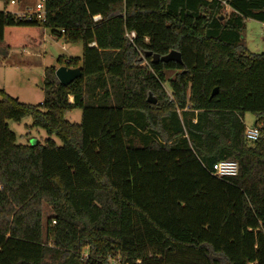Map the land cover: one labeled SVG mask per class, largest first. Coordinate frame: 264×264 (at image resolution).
Instances as JSON below:
<instances>
[{
	"label": "trees",
	"instance_id": "1",
	"mask_svg": "<svg viewBox=\"0 0 264 264\" xmlns=\"http://www.w3.org/2000/svg\"><path fill=\"white\" fill-rule=\"evenodd\" d=\"M45 9L43 22L0 10V46L45 29L82 44L80 57L58 59L81 76L63 86L46 66L37 105L0 89V264H264V51L242 40L246 19L264 23V0ZM170 50L181 63L145 56ZM26 116L43 143L16 142L7 121ZM223 159L237 162L235 176L211 174Z\"/></svg>",
	"mask_w": 264,
	"mask_h": 264
},
{
	"label": "rangeland",
	"instance_id": "2",
	"mask_svg": "<svg viewBox=\"0 0 264 264\" xmlns=\"http://www.w3.org/2000/svg\"><path fill=\"white\" fill-rule=\"evenodd\" d=\"M33 2L34 0L18 1L19 11L24 12L32 8ZM5 6L10 9L16 8L14 4L7 2L5 5V1L0 0V10H3ZM45 33L44 40L37 46H33V48L22 47L21 45L24 44H20V42L11 46V48L0 46V89L22 103L37 105L42 101L44 68L46 66L55 65L59 67L58 59L60 57H79L82 53L80 42H69L64 38L52 36L47 31ZM14 36L17 40L18 35L15 34ZM242 40L249 52L262 53L264 51V23L250 18L246 19ZM173 75L174 72L172 71L166 72L167 78H171ZM163 88L167 94H170L167 82L163 83ZM65 118L70 122H80L81 110L76 108L67 111ZM243 122L246 128L252 127L255 116L250 112H246L243 115ZM7 124L9 129L14 132L16 142L20 144L43 143L48 137L43 129L31 126L29 116L18 122L9 120ZM50 137L56 145L61 144L56 136L52 135ZM47 214H49V209L44 206L43 219ZM109 264L113 263L110 261Z\"/></svg>",
	"mask_w": 264,
	"mask_h": 264
},
{
	"label": "built area",
	"instance_id": "3",
	"mask_svg": "<svg viewBox=\"0 0 264 264\" xmlns=\"http://www.w3.org/2000/svg\"><path fill=\"white\" fill-rule=\"evenodd\" d=\"M46 0H34L32 8L24 12L15 13L20 17H23L27 20H35L43 22L45 20L46 9H45ZM10 4H15V0H10ZM99 17L94 16L93 19L97 20ZM129 39H132L135 34L130 32L126 34ZM71 101V100H70ZM244 136L248 141H255L259 137V129L255 126L245 129ZM238 172L237 162L234 160L223 159L219 160L212 165L211 174L216 177H228L235 176ZM113 264H120L118 260H111Z\"/></svg>",
	"mask_w": 264,
	"mask_h": 264
},
{
	"label": "water",
	"instance_id": "4",
	"mask_svg": "<svg viewBox=\"0 0 264 264\" xmlns=\"http://www.w3.org/2000/svg\"><path fill=\"white\" fill-rule=\"evenodd\" d=\"M221 19V18H220ZM145 56H150L152 63L161 62H169L174 61L181 63V56L178 51L170 50L165 55L153 54L150 51L145 53ZM55 76L59 83L63 86L70 84L73 80L79 78L81 76V71L79 67H68L66 65H60L55 69ZM217 92V89L211 92L210 96L212 97ZM147 101L149 103H155L156 99L152 98L151 95H148ZM37 142H32L31 144H35Z\"/></svg>",
	"mask_w": 264,
	"mask_h": 264
},
{
	"label": "crops",
	"instance_id": "5",
	"mask_svg": "<svg viewBox=\"0 0 264 264\" xmlns=\"http://www.w3.org/2000/svg\"><path fill=\"white\" fill-rule=\"evenodd\" d=\"M16 1V3L14 4L15 6H16V8L14 9V8H12V9H10V8H6V6L3 8V10L5 9L6 11H9V12H13V13H19L20 11H19V3H18V1H21V0H15ZM19 11V12H18ZM46 31H45V29H43V30H41L40 31V33H39V35L38 36H36V37H30V38H28L27 39V44H24V45H21L22 47L24 46V47H32L33 48V46H37L40 42H42L43 40H44V36L46 35V33H45ZM49 33V32H48ZM50 34V33H49ZM91 45H94V43H92ZM81 56V55H80ZM79 56V57H80ZM66 57H73V56H66Z\"/></svg>",
	"mask_w": 264,
	"mask_h": 264
},
{
	"label": "bare ground",
	"instance_id": "6",
	"mask_svg": "<svg viewBox=\"0 0 264 264\" xmlns=\"http://www.w3.org/2000/svg\"><path fill=\"white\" fill-rule=\"evenodd\" d=\"M70 99H72V98L70 97Z\"/></svg>",
	"mask_w": 264,
	"mask_h": 264
}]
</instances>
